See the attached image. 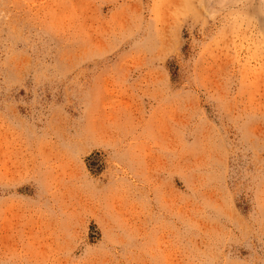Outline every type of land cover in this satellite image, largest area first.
I'll list each match as a JSON object with an SVG mask.
<instances>
[{
	"label": "rangeland",
	"instance_id": "374dc122",
	"mask_svg": "<svg viewBox=\"0 0 264 264\" xmlns=\"http://www.w3.org/2000/svg\"><path fill=\"white\" fill-rule=\"evenodd\" d=\"M0 264H264V0H0Z\"/></svg>",
	"mask_w": 264,
	"mask_h": 264
},
{
	"label": "bare ground",
	"instance_id": "6f19581e",
	"mask_svg": "<svg viewBox=\"0 0 264 264\" xmlns=\"http://www.w3.org/2000/svg\"><path fill=\"white\" fill-rule=\"evenodd\" d=\"M190 3V2H189Z\"/></svg>",
	"mask_w": 264,
	"mask_h": 264
}]
</instances>
